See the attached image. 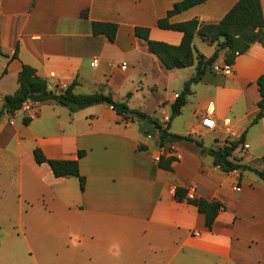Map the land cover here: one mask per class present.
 Returning a JSON list of instances; mask_svg holds the SVG:
<instances>
[{
	"label": "crops",
	"instance_id": "obj_1",
	"mask_svg": "<svg viewBox=\"0 0 264 264\" xmlns=\"http://www.w3.org/2000/svg\"><path fill=\"white\" fill-rule=\"evenodd\" d=\"M177 1L0 0V48L7 54L0 55V108L28 64L47 79L49 90L76 80V93L83 88L85 94L110 93L168 123L170 132L190 137L159 145L156 134L146 132L150 125L105 103L71 111L48 99L3 115L0 138L8 133L15 143L20 190L26 177L41 212H47L52 234L47 264H264V180L251 170L223 171L208 151L244 134L229 158L264 168V117L252 123L264 45L255 42L238 55L228 74L208 71L192 85L180 114L170 119L171 105L196 64L167 68L134 30L146 26L152 39L179 44L181 31L157 23ZM236 1L206 0L169 21L217 22ZM261 5L264 17V0ZM92 21L118 23L116 39L94 34ZM193 44L206 57L215 50L199 34ZM224 59L221 52L215 63ZM134 98L144 105H133ZM207 114L216 127L202 125ZM18 115L23 125L15 127ZM25 116L31 117L27 124ZM37 146L48 158L59 159L76 158L84 150L79 159L84 190L77 177H56L47 163L38 164ZM161 155L177 158L172 169L158 166ZM178 186L224 204L211 228L195 205L176 199Z\"/></svg>",
	"mask_w": 264,
	"mask_h": 264
},
{
	"label": "trees",
	"instance_id": "obj_2",
	"mask_svg": "<svg viewBox=\"0 0 264 264\" xmlns=\"http://www.w3.org/2000/svg\"><path fill=\"white\" fill-rule=\"evenodd\" d=\"M206 0H180L174 3L167 11V15L158 20V26L166 29H173L182 32V39L179 44H170L164 41L154 40L150 37V28L136 26L135 35L146 41L148 49L154 53L167 68L186 67L196 64V71L184 83L182 90L177 94L171 105V116L180 114L182 107L186 104L187 96L191 93L194 83L202 79L213 66L221 52H224V61L232 64L238 55L248 51L255 42L264 45V17L261 0H237L227 13L217 22H202L198 18L184 20L181 22H170L169 17L173 14L186 10ZM86 14V13H84ZM94 34H103L110 41L116 39L118 23L109 21H92ZM199 34L209 43L215 44L213 54L206 57L200 53L193 44L194 36ZM0 55L5 54L0 48ZM12 57H17V48ZM18 88L11 94L5 96L4 103L0 108V119L3 115L13 116L26 102L40 103L48 99L55 100L58 104L68 107L71 111L86 108L99 103L110 105L118 114L125 117H132L143 121L151 126V131L157 136L159 145L174 142L182 139H190L189 136L170 132L168 123L166 126L158 119L150 116L144 111L129 107L126 100L117 101L110 93L97 91L89 94L76 93L74 88L78 84L74 80L71 84L59 91L49 90L47 79L40 76L36 69L28 64H23L18 73ZM260 99L258 100V111L252 123L258 122L264 117V72L257 78ZM31 117L25 116L24 123H29ZM156 129V130H155ZM244 142V134L237 140L225 145L221 149L209 148L213 156L214 164L223 171L229 172L235 169L251 170L264 180V168L259 169L250 164L233 161L229 158L234 150ZM201 145L200 143H198ZM85 154L79 150L77 157L72 159L48 158L40 147L33 149V156L38 164L47 163L56 177L75 176L79 180L80 189L85 188L86 178L80 172L79 159ZM264 159V156L262 157ZM175 156L161 155L158 159V166L164 169H172L171 163L176 160ZM175 197L178 200H187L195 205L204 214L206 225L211 228L219 211L224 204L216 199L208 200L203 197H187V189L176 187Z\"/></svg>",
	"mask_w": 264,
	"mask_h": 264
},
{
	"label": "rangeland",
	"instance_id": "obj_3",
	"mask_svg": "<svg viewBox=\"0 0 264 264\" xmlns=\"http://www.w3.org/2000/svg\"><path fill=\"white\" fill-rule=\"evenodd\" d=\"M81 91L85 94L87 90ZM132 104L144 105L141 98H134ZM159 115L157 110L156 116ZM14 121L15 127L23 125L21 115ZM8 137L7 133L0 138V264H47V247L52 238L47 229V210L41 212V202L36 195H31L26 177L24 189L20 190L14 162L16 147ZM24 159L27 162L30 158L24 155Z\"/></svg>",
	"mask_w": 264,
	"mask_h": 264
},
{
	"label": "built area",
	"instance_id": "obj_4",
	"mask_svg": "<svg viewBox=\"0 0 264 264\" xmlns=\"http://www.w3.org/2000/svg\"><path fill=\"white\" fill-rule=\"evenodd\" d=\"M231 65L230 63H227V62H223L221 64H218V63H215L214 66H213V70L216 71V72H221V73H230L232 71V68H231ZM29 102L25 103L23 105V107H26L28 108L29 107ZM226 124L228 125V122H226ZM202 125L207 127V128H214L216 127L217 123H216V120L215 118L211 115V114H207L205 117H203L202 119ZM228 132L230 133V129L227 128ZM187 196L189 198H193L194 197V194L192 191H189L187 193Z\"/></svg>",
	"mask_w": 264,
	"mask_h": 264
}]
</instances>
